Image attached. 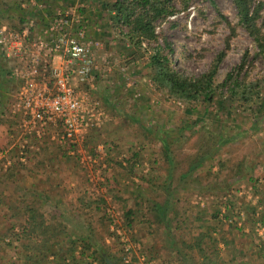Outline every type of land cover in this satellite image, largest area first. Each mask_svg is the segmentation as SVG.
I'll return each instance as SVG.
<instances>
[{
  "label": "rangeland",
  "instance_id": "obj_1",
  "mask_svg": "<svg viewBox=\"0 0 264 264\" xmlns=\"http://www.w3.org/2000/svg\"><path fill=\"white\" fill-rule=\"evenodd\" d=\"M36 1L50 12L72 6L84 18L94 66L92 79L77 85L82 93L89 94L88 111L101 107L102 115L94 129L74 140L61 142L59 130L52 125L39 137L26 123L24 112L16 107L22 83L13 75V82L6 86L0 114V134L11 138L6 150L0 151V197L9 201L26 191L28 197L47 193L48 197H43V210L49 220L62 221L77 231H94L99 242L106 244L112 254L122 256L126 263L201 264L198 249L182 245L180 233L171 221L168 225L151 223L149 207L153 198L161 199L165 192L154 184L163 182L160 175H167L169 165L163 161L161 144L151 136L143 141L145 132L141 131L143 128L149 131L158 123L156 131L172 128L176 140L179 130L193 124L191 131L198 130L197 134L176 141L177 155L195 154L200 143L209 140L208 130L217 131L216 139L210 138V142H219L224 137L230 140L219 147L209 164L197 170L198 177L192 174L185 178L181 183L184 187L176 188L172 194L183 226L181 231L190 227L181 233V239L192 243L198 232L210 229L218 240L220 253L215 256L222 264H264V221L258 220L264 215L263 108L253 105L242 111L232 102L223 109L213 103L209 109L205 104H197L192 110L186 102L156 88L148 68L150 54L144 48L134 51L111 22H106V12L99 13L103 8L101 0ZM5 2L13 9L9 15L0 9V26L19 25V7L37 10L23 0ZM176 4L178 12L159 23L157 32L164 31L173 43L174 60L181 72L199 75L207 71L229 40L218 79L223 80L227 73L239 68L246 52L241 76L248 74L251 80L264 77V61L256 56L252 37L239 24L232 0H177ZM40 15L30 18L37 24L36 33L46 22ZM8 63L13 72L16 62ZM137 150L144 158L135 163L131 156ZM112 160L123 162V166ZM242 161L243 171L235 172ZM185 163H174L178 178L187 169ZM178 178L170 186L179 183ZM138 189L147 198L141 206L137 204ZM228 204L241 212L239 218L231 215L236 222L225 219ZM219 206L221 218L216 220L212 211ZM3 208L0 206V258L5 263L17 257L19 243L14 240L11 228L16 221L4 217ZM64 208L67 213L62 215ZM129 209L136 210L132 226L127 218ZM207 242L212 245L211 240Z\"/></svg>",
  "mask_w": 264,
  "mask_h": 264
},
{
  "label": "trees",
  "instance_id": "obj_2",
  "mask_svg": "<svg viewBox=\"0 0 264 264\" xmlns=\"http://www.w3.org/2000/svg\"><path fill=\"white\" fill-rule=\"evenodd\" d=\"M176 1L101 0L103 8L99 13L103 14L106 12V22H111V26L117 31L118 35L130 43V48L134 51H140L144 48L145 52L150 54L148 61V68L151 71L150 77L153 84L161 92H165L172 98L186 102L192 110L195 109L194 107L197 104H205V107L209 109L213 103H217L223 109L224 107H229L233 102L242 111H245L249 107L251 108L253 105H260L259 107L263 108L262 114L264 117L262 86L264 84V77L251 80L248 74L241 76L248 52H246L239 68L235 69L234 72L227 73L223 80L220 81L218 79L219 66L226 55V49L230 46L229 40L226 42V48L218 53L207 71L199 75H186L177 68L174 60L175 49L173 43L167 38L164 31L157 32V25L159 23L178 12ZM232 1L237 9L239 24L245 28L257 47L256 56L264 61V1ZM1 4L4 8L1 7ZM184 6L186 9L188 3L185 2ZM0 9L4 15H9L13 8L3 0L0 2ZM19 9L17 11L20 16L19 25L14 26L16 30L23 29L28 25L32 16L40 15V13L46 19V12L41 10H33L35 11L33 12L32 10H25L20 7ZM227 23L234 32L235 28L231 26L228 20ZM44 24L45 20L43 21ZM33 32H36L35 27L31 30V36H33ZM144 43H147V45H144ZM152 43H154V46ZM8 62V59L0 48V114L3 113L5 104L6 86L14 80L12 69L9 68ZM157 125L158 123L149 131L143 127V130L141 129L142 132H145L143 141L146 142L151 136L154 142L161 144L163 161L169 165L166 171L167 175H160L163 182L154 184V186L164 189L165 192L161 199L153 198V203L149 207L150 215L152 212L153 216L151 223L168 225L171 221L180 233L178 237L182 245L188 249H194L192 246L198 249L199 256L202 258L201 264H222L220 258L215 256L220 253L217 245L218 240L212 236L210 229L198 232L195 235V241L192 243L181 239L183 237L181 233H184L190 227L187 226V228L181 231L183 226L179 220V211L172 194L176 188L184 187L181 183L184 182L185 178L192 174L198 177L197 170L209 164L210 160L213 159V154L217 153L218 149L220 151L221 146L230 140V138L224 137L219 142H210V138L216 139L215 133L217 131L208 130L207 133L210 135L208 137L209 140L204 143L201 142L195 154L180 156L174 152V146L177 144L176 141H181L184 136H186V140L190 139L192 135L197 134L198 130L191 131L195 126L193 124L187 125L183 129L186 132H190V134L184 133L185 130H179V137L174 140L172 128L158 132L155 130ZM191 133L194 134L191 135ZM8 137V134H0V151H5L8 147L11 141V138ZM131 157L135 159V163L144 158L140 150L135 151ZM130 159L127 158L125 160L131 162ZM112 161L119 162V160ZM183 162H187V169L178 178L179 175H176L174 163L181 165ZM119 163L123 166V162ZM242 163L243 161L238 164L237 169L234 170L235 172L243 171ZM219 165L223 166V163ZM212 166L209 167L208 171L211 170ZM134 168L135 166L130 171H133ZM177 178L181 181L175 186H170L173 184V180ZM137 191V204L141 206L147 198L141 189ZM41 193L28 197V192L26 191L9 201L0 197V206H4V217L13 218L16 221L12 224L11 228L13 235L16 237L14 240L19 243L17 244V246L19 245L17 257L9 259L5 263H2V259L0 258V264H130L126 263L122 256L112 254L106 247V244H101L95 237L94 231L91 232L82 228V230L77 231L69 229L67 224L62 221L55 220L54 218L49 220L43 210V200H45L43 197H48V194ZM219 208L220 206L216 207L214 212L212 211V216L216 220L219 217L221 218ZM238 210L239 208L233 207V204L226 205L228 213L224 214L225 219L227 221L232 220V223L236 222L235 218L233 219L232 217L234 215H237L238 218L240 217L241 212ZM135 212L136 210L133 209H129L127 212L130 226L134 223L132 217ZM255 212L254 210L253 213ZM66 213L67 209H62L61 214L65 215ZM232 214L234 215L231 216ZM203 216L204 214L201 217ZM258 220L263 222L264 215H261ZM16 227H18L17 230L15 229ZM207 239L211 240L214 248L207 242ZM12 243L14 242L12 241ZM185 259H188V257L185 256Z\"/></svg>",
  "mask_w": 264,
  "mask_h": 264
},
{
  "label": "built area",
  "instance_id": "obj_3",
  "mask_svg": "<svg viewBox=\"0 0 264 264\" xmlns=\"http://www.w3.org/2000/svg\"><path fill=\"white\" fill-rule=\"evenodd\" d=\"M45 13L46 22L38 32L35 20L21 30L0 26V48L15 61L13 75L22 83L16 104L26 123L41 137L47 126L59 130L60 141L74 140L94 129L102 112H89V94L78 82H88L93 74V54L87 26L72 6L51 9L36 0H23ZM25 5V4H24ZM89 105V104H88ZM59 126H61L59 128Z\"/></svg>",
  "mask_w": 264,
  "mask_h": 264
}]
</instances>
